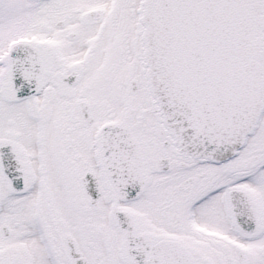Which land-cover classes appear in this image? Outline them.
I'll list each match as a JSON object with an SVG mask.
<instances>
[{
  "label": "snow or ice",
  "instance_id": "snow-or-ice-1",
  "mask_svg": "<svg viewBox=\"0 0 264 264\" xmlns=\"http://www.w3.org/2000/svg\"><path fill=\"white\" fill-rule=\"evenodd\" d=\"M0 264H264V0H0Z\"/></svg>",
  "mask_w": 264,
  "mask_h": 264
}]
</instances>
